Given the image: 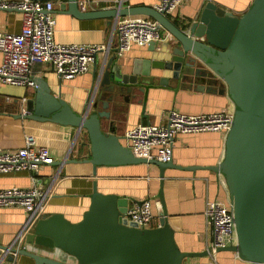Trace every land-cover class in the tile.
<instances>
[{"label": "water", "instance_id": "1", "mask_svg": "<svg viewBox=\"0 0 264 264\" xmlns=\"http://www.w3.org/2000/svg\"><path fill=\"white\" fill-rule=\"evenodd\" d=\"M52 1L60 2V12L79 19L131 15L153 19L170 34L163 42L170 54L147 65L169 71L181 87L227 94L233 103V119L225 133L222 159L207 168L223 177L236 243L220 247L218 251L232 252L250 264H264V0H252L240 15L207 0L197 19L183 28L151 6L118 5L82 11L78 0ZM149 45L154 49L155 42ZM115 58L116 50L100 68L91 92L93 98L85 112L73 111L52 93L44 78L33 76L36 85L33 95L23 105L14 102L24 112L13 116L76 127L89 141L90 157L85 162L91 164L93 173L99 165H156L160 183L158 225L138 228L123 218L132 203L115 193L100 192L94 181L89 207L79 221L71 222L61 213L43 214L25 234L24 241L69 256L73 264H183L186 258L208 251L179 249L167 218L164 171L170 167H194L137 156L121 143L115 133L112 111L123 96L124 85L133 83L134 75L139 73L134 67L133 75L122 74V66L114 63ZM140 202L135 201L137 205ZM0 249L16 251L31 258L34 264H69L24 247L16 250L0 245ZM8 259L13 260V255Z\"/></svg>", "mask_w": 264, "mask_h": 264}, {"label": "crops", "instance_id": "2", "mask_svg": "<svg viewBox=\"0 0 264 264\" xmlns=\"http://www.w3.org/2000/svg\"><path fill=\"white\" fill-rule=\"evenodd\" d=\"M96 10L115 7V0H99ZM159 0H123V6L145 5L155 7ZM207 0H184L173 13L166 16L177 26L183 28L197 19ZM218 5L236 15L243 13L252 0H213ZM60 2H55L54 40L61 44H108L109 51L98 52L95 61L86 73L69 80L60 79L52 65L35 64L32 75L44 78L55 96L60 97L73 111L83 113L93 98L91 93L97 84V75L112 53L115 52L113 29L117 18L79 19L68 13L60 12ZM22 15L18 10L0 9V33L20 31ZM164 43L150 45L132 44L128 51L116 52L114 63L121 64V73L133 75L134 67L138 75L134 82L125 84L123 96L112 111L115 133L125 145V132L140 123L163 125L171 110L182 114L196 115L211 112H232L233 103L227 94L200 91L181 87L180 81L170 77V72L147 65L150 61L169 57ZM157 46L160 49H157ZM1 61V54H0ZM146 68V73H144ZM127 89V90H126ZM33 89L0 81V147L13 152L20 148L25 138L30 136L36 146H45L57 163L40 164L38 171H16L0 173V189L35 187L49 191L44 213H61L71 222L79 221L88 209L93 182L103 193H115L132 203L149 199L152 203V227L159 221V170L153 164L99 165L95 173L85 159L90 157L89 141L76 127L59 125L53 122L16 118L23 113L18 104L32 97ZM23 99V100H22ZM92 113V110H90ZM224 131H208L180 134L174 138L172 163L176 166L194 167L182 169L170 167L164 171L163 194L167 218L174 229L175 241L181 251L203 253L212 240V229L204 215L206 199H217L229 204V197L223 177L209 170L208 166L219 163L224 152ZM53 161V162H54ZM59 162V164H58ZM29 214L19 206L0 207V245L10 246L23 232ZM30 229L27 231L29 232ZM26 231H24L25 234ZM26 232V233H27ZM21 248L41 252L73 264L69 257L43 247L28 245L24 238ZM0 249V264H34L27 256L14 254L13 260ZM219 264H250L239 259L234 253L218 251ZM209 253L186 258L183 264H197L210 261Z\"/></svg>", "mask_w": 264, "mask_h": 264}, {"label": "built area", "instance_id": "3", "mask_svg": "<svg viewBox=\"0 0 264 264\" xmlns=\"http://www.w3.org/2000/svg\"><path fill=\"white\" fill-rule=\"evenodd\" d=\"M99 0H78V7L99 6ZM123 0H115L114 6L122 5ZM184 0H159L154 9L167 15L176 11ZM0 9H16L22 15L19 32L0 33V81L12 85L35 88L32 80V67L35 64L52 65L57 76L69 80L86 73L95 61L98 52L109 51L108 44H61L54 40L55 1L0 0ZM115 35L116 52L128 51L132 44L149 45L163 43L170 34L153 19L143 15L118 17L112 35ZM157 49H160L157 46ZM23 100V99H22ZM233 119L232 112H211L187 115L171 110L163 125L140 123L129 128L125 134V145L141 157L156 158L166 162L172 160L174 138L180 134L208 131H226ZM53 157L45 146H36L32 137L25 138L24 144L13 152L0 147V173L16 171L37 172L40 164H52ZM220 175V174H218ZM222 177V176H221ZM224 181V180H223ZM49 191L35 187H10L0 189V207L19 205L29 214L23 232L9 247L20 249L26 232L43 215ZM140 204L134 203L122 215L138 228L152 227V203L145 198ZM204 215L212 229V240L208 245L210 261L197 264H219L216 258L218 248L236 243L233 214L230 204L217 199H206ZM24 231L25 234H24ZM5 254L11 252L4 251Z\"/></svg>", "mask_w": 264, "mask_h": 264}]
</instances>
